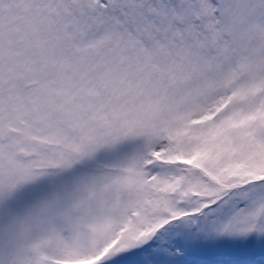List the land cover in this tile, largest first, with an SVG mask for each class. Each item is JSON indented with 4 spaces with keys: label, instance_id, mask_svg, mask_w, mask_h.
Wrapping results in <instances>:
<instances>
[{
    "label": "snow or ice",
    "instance_id": "6c2138e0",
    "mask_svg": "<svg viewBox=\"0 0 264 264\" xmlns=\"http://www.w3.org/2000/svg\"><path fill=\"white\" fill-rule=\"evenodd\" d=\"M0 264H264V0H0Z\"/></svg>",
    "mask_w": 264,
    "mask_h": 264
}]
</instances>
